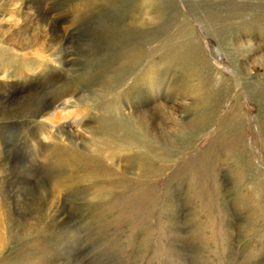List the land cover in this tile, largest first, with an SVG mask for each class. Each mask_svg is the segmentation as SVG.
<instances>
[{
  "label": "rangeland",
  "instance_id": "374dc122",
  "mask_svg": "<svg viewBox=\"0 0 264 264\" xmlns=\"http://www.w3.org/2000/svg\"><path fill=\"white\" fill-rule=\"evenodd\" d=\"M32 95L0 264H264V0H0V101Z\"/></svg>",
  "mask_w": 264,
  "mask_h": 264
},
{
  "label": "bare ground",
  "instance_id": "6f19581e",
  "mask_svg": "<svg viewBox=\"0 0 264 264\" xmlns=\"http://www.w3.org/2000/svg\"><path fill=\"white\" fill-rule=\"evenodd\" d=\"M51 39V38H50ZM22 42V41H21ZM35 42V41H34ZM25 43V42H24ZM24 43L19 44L21 49H24V47L26 46ZM31 43V42H30ZM57 60V59H56ZM55 60V62H56ZM54 104L52 102H49L45 97L43 96H37V95H32V96H23L21 98H16L13 102V100L11 98H5L2 101H0V114H4L7 115L9 117H19V116H24V117H36V118H40V117H48L47 115L50 114L52 112L53 116L54 114L55 117L57 118V112ZM56 112V113H55ZM59 114V113H58ZM51 116V115H50ZM59 116V115H58ZM54 117V118H55ZM55 118V119H56ZM58 119V118H57ZM45 120V119H44ZM48 121V120H47ZM46 121V123H48ZM152 122V121H151ZM50 124V123H49ZM53 124V123H52ZM54 124H57L54 122ZM53 126V125H52ZM55 127V125H54ZM155 126H153L152 128L154 129ZM58 128V127H57ZM56 129V128H54ZM60 130V129H58ZM57 130V131H58ZM54 131V130H53ZM63 131V130H62ZM61 133V132H60ZM51 134V133H50ZM68 134L70 136H72L71 138H77L79 135H77V133H69ZM47 135V134H46ZM79 138V137H78ZM77 138V139H78ZM15 161H17V159H15ZM14 161V162H15ZM20 162V161H19ZM16 164V163H15ZM26 171V168L25 170ZM49 188V187H48ZM56 189V188H54ZM50 195L48 194V198H47V205L48 203L51 204V209H55V211L57 210L56 208H61L63 207V203L62 200L60 198H56L54 195L52 197L51 192L53 193V187L50 188ZM55 192V191H54ZM58 197V196H57ZM61 197V196H60ZM44 204V203H43ZM60 205V206H59ZM32 210V209H31ZM54 213V212H53ZM56 213V212H55ZM51 217V216H50ZM1 231V229H0ZM1 233V232H0Z\"/></svg>",
  "mask_w": 264,
  "mask_h": 264
}]
</instances>
